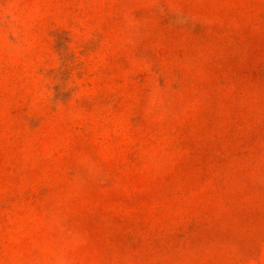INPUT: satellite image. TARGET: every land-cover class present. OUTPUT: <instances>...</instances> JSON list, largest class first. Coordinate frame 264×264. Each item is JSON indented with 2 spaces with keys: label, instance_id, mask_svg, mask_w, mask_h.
<instances>
[{
  "label": "rangeland",
  "instance_id": "374dc122",
  "mask_svg": "<svg viewBox=\"0 0 264 264\" xmlns=\"http://www.w3.org/2000/svg\"><path fill=\"white\" fill-rule=\"evenodd\" d=\"M0 264H264V0H0Z\"/></svg>",
  "mask_w": 264,
  "mask_h": 264
}]
</instances>
